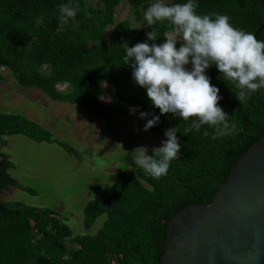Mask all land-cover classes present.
I'll use <instances>...</instances> for the list:
<instances>
[{"label": "trees", "instance_id": "obj_1", "mask_svg": "<svg viewBox=\"0 0 264 264\" xmlns=\"http://www.w3.org/2000/svg\"><path fill=\"white\" fill-rule=\"evenodd\" d=\"M122 1L99 0L92 5L88 0H0V68L9 69L23 87H38L56 101L83 105L109 131L116 130L118 116L130 118L132 109L148 112L146 121L152 114L160 115V122L150 129L166 140L165 131L178 127L180 155L159 179L135 167L120 173L109 187H96L84 206V224L91 228L99 216L107 218L95 234L73 235L53 208L0 200V264H159L166 249L165 221L189 203L208 204L238 158L264 133V89L241 104L236 84L224 80L215 64L205 72L220 89L219 106L237 125L236 134L213 139L214 128L202 125L185 135L194 117L185 121L171 113L161 115L146 89L134 81L131 66L123 65V57L127 46L166 42L164 35L173 26L157 22L153 28L159 36L151 41L147 33L153 28L143 14L151 1L128 0L134 20L128 16L116 22ZM69 2L78 3L79 11L62 24L59 6ZM187 2L171 0L166 5ZM195 2L197 14L227 15L235 28L254 35L264 22V0ZM256 37L264 41V27ZM187 66L192 70L191 63ZM103 82L112 94L108 103L101 99L107 90ZM59 84H67L66 89ZM16 134L56 142L79 155L38 122L23 114L0 112L2 147L6 136ZM148 154H153L152 149ZM1 155L0 192L16 186L35 193L11 175L14 164L9 154L1 150Z\"/></svg>", "mask_w": 264, "mask_h": 264}, {"label": "clouds", "instance_id": "obj_2", "mask_svg": "<svg viewBox=\"0 0 264 264\" xmlns=\"http://www.w3.org/2000/svg\"><path fill=\"white\" fill-rule=\"evenodd\" d=\"M195 0L187 3L166 5L162 0L151 4L144 13L147 25L153 28L157 22H170L173 31L166 33L162 44L139 42L126 48L123 65L133 69L134 81L147 91L151 103L160 114L171 113L185 121L195 118L185 135L199 131L202 125L214 128L212 138L237 133V125L230 123L229 114L219 106L220 89L211 84L205 70L215 64L224 80L232 81L239 90L236 95L241 104L247 103L251 95L264 89V41L249 32L235 28L227 15H200ZM59 20L67 24L79 11V4L71 2L59 6ZM149 40L159 36L153 28L147 33ZM178 40L183 43L177 48ZM192 64V70L185 66ZM101 99H106L101 97ZM135 113V109L131 110ZM149 115L141 112V118ZM144 130L156 126L160 115L152 114ZM178 127L165 131L167 139L162 146L153 148L148 154L145 147L132 152L136 168L155 179L167 175L170 162L181 152ZM204 135H209L207 131Z\"/></svg>", "mask_w": 264, "mask_h": 264}, {"label": "rangeland", "instance_id": "obj_3", "mask_svg": "<svg viewBox=\"0 0 264 264\" xmlns=\"http://www.w3.org/2000/svg\"><path fill=\"white\" fill-rule=\"evenodd\" d=\"M88 1L92 5L99 2ZM169 1L162 0L165 4ZM115 16L116 22L128 16L134 20L128 0L117 7ZM0 73V112L23 114L79 152L75 155L56 142H37L24 134L6 136L7 144L1 150L14 164L11 175L35 193L13 186L0 192V200L53 208L75 236L97 233L106 214L99 216L91 228L84 224V206L94 197L95 188H107L124 170L134 169L133 150L145 147L148 152L162 146L165 139L151 129L145 131L147 121L137 111L130 118L118 116L116 130L109 131L104 121L88 114L83 105L56 101L38 87H23L5 67ZM103 86L107 89L103 100L108 103L112 99L110 86L105 82ZM58 87L66 89L67 84Z\"/></svg>", "mask_w": 264, "mask_h": 264}, {"label": "water", "instance_id": "obj_4", "mask_svg": "<svg viewBox=\"0 0 264 264\" xmlns=\"http://www.w3.org/2000/svg\"><path fill=\"white\" fill-rule=\"evenodd\" d=\"M165 223L159 264H264V133L208 204L189 203Z\"/></svg>", "mask_w": 264, "mask_h": 264}]
</instances>
